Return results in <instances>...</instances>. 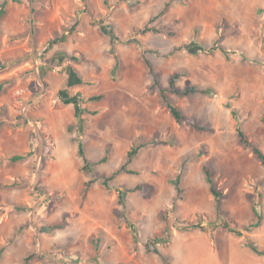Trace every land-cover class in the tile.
Segmentation results:
<instances>
[{"label": "rangeland", "instance_id": "rangeland-1", "mask_svg": "<svg viewBox=\"0 0 264 264\" xmlns=\"http://www.w3.org/2000/svg\"><path fill=\"white\" fill-rule=\"evenodd\" d=\"M168 2L151 26L173 35L141 34ZM219 35L230 60L203 51ZM145 59L164 88L180 73V91H213L169 95L209 130L176 123ZM70 64L90 83L71 93L103 97L90 106L98 114L81 124L58 95ZM5 81L0 120L6 112L8 119L24 115L29 123L14 129L5 122L0 130V250L6 247L0 264H164L147 254L146 245L167 225L173 236L158 248L168 264H264V255L245 246L250 238L264 253V166L241 146L226 107L232 104L245 133L264 150V0H9L0 37V84ZM79 136L91 163L108 155L91 175L83 171ZM154 137L171 143L144 148L131 165L138 173L119 175L111 191L97 182L83 196L88 180L111 176L135 142ZM30 152L26 160L10 161ZM205 166L225 194L222 208L239 227L252 222L253 206L260 204L257 230L236 236L220 226ZM181 169L183 197L172 210V181ZM137 185L150 191L126 194V208L119 206L116 189ZM15 204L29 210H8ZM204 216L219 224L214 232L180 230V221L203 222ZM64 219L63 230H42ZM129 224L137 229V246Z\"/></svg>", "mask_w": 264, "mask_h": 264}, {"label": "trees", "instance_id": "trees-1", "mask_svg": "<svg viewBox=\"0 0 264 264\" xmlns=\"http://www.w3.org/2000/svg\"><path fill=\"white\" fill-rule=\"evenodd\" d=\"M8 5H9V0H3L0 3V37H1V25H2L3 19L7 15ZM85 6H88L87 3L85 4ZM169 6H170V2L166 3L163 11L158 16L150 19L149 22H147V24L140 30V33L141 34H147V33L151 32V33H167L169 35H173V33L168 31L166 27L151 26V24L155 20H157L158 18H160L162 16V14L166 11V9ZM220 39H221V36L219 35L217 42H215V44L212 47H207V48L203 49V51L205 53H214L216 51H220L221 53H223L226 56V58L228 60H230L229 52L224 47L219 46V44H218V41ZM65 56H67V55H65ZM71 59L74 61H78L77 57H71ZM145 64L147 65V67L150 71V74L153 77V87L156 86L159 89L162 103L168 109V111L170 112L171 116L176 121V123L179 125H182L183 123H187L192 128H194L195 130H198L201 132L209 130V128L207 126L199 124L195 117L185 115L183 113V111L180 109V107L169 97V95L174 94V95H178L181 97H188L190 95L199 94V93L210 95V94H213V91L209 90V89H205V90L199 89L196 86L187 87L184 91H180L177 84H178L179 80L182 77H184V75L180 74V73L174 74L169 81V86L167 88H164L163 86H161V84L159 82V78H160L161 74L156 72L152 63L148 59H145ZM66 71L68 73V77L66 80L65 88L61 89L58 92V95H59L61 102L64 105H66V106L72 105L73 106L74 118H75L76 122L81 124L84 121V119L86 118L85 116H96L98 114V111L91 110L90 106L93 103L102 100L103 97L101 95H94L91 97H86L84 95V92L80 89L75 94H72L71 93L72 89H74L76 87L89 85L90 83L88 81H86L81 76V74L79 73V71L76 69V67L74 65H72V64L68 65L66 67ZM9 84H10L9 81H5V82L1 83L0 84V92H2L4 87H6ZM226 107L231 111L232 118L235 121V130H236V133L239 137V142H240L241 146L246 148V149H249L253 153V155L260 161V163L264 166V150L259 146V144H257L256 142H253L249 138V136L245 133L243 126L241 124L240 118H239L238 111L232 107V104L229 102L226 105ZM1 117H3V119L0 120V130L3 127L5 122H7L14 129L22 128L29 123V120L24 115H18L15 119H8L6 112H4L1 114ZM262 121L264 123V119H262ZM72 131H73V128H72V126H70L69 132H72ZM76 141L78 143V154L84 161L83 171L86 174L91 175L93 173V167L94 166L104 164L108 161V155H106L101 160H99L95 163H91L87 158L84 143L81 140V136L77 137ZM170 143L171 142H169V141H162V140L158 139L157 137H154L150 142L149 141L135 142L131 146V148L128 150L123 164L115 172H113L111 176H105L102 178H93V179L88 180L85 183V186L83 188V196L86 197L88 195L91 187L94 184H96L97 182H100L101 186L104 189L111 191L112 190L111 184L119 175H121V174L136 175L138 173L137 171L131 169V165L136 161L140 152L144 148H146L150 145H160V144L169 145ZM30 156H32V152L14 155L10 158V161L12 163H17V162L26 160ZM184 167H185V164L183 165V168ZM203 172L205 174L206 181L210 186L211 194L214 197L215 216H216V220L220 222V226L223 229L227 230L229 233L234 234L236 236H241L244 234V232L253 233L255 230H257L261 226L262 221H263V211L261 209L260 204L257 203V204H254V206H253L254 219L252 220V222L246 227H239L238 223L234 220H231L229 218V216L227 215V213L222 208V202H223V199L225 198V194L219 188L218 183L214 178L212 169L205 166V167H203ZM182 175H183V169H181L179 171V173L176 176V179L174 181H172L173 185L176 188V196L174 199L172 210H175V208L177 206V202L179 200H181L183 197V189L181 187ZM17 185H19V184L13 183L12 186L15 187ZM138 191H140L142 193H148L150 191V189L145 185H137L136 187L129 188V189H116L118 205L126 208V200H125L126 194H132V193H135ZM259 198H261V196H259ZM0 208L2 209L1 206H0ZM8 210L17 211V212H27L29 210V207H25L23 205H16L15 204V205H10L8 207ZM3 211H4V209H3ZM123 218L124 219L126 218L125 213L123 215ZM162 219L165 220L166 222H168V220H167L168 218L164 217L163 215H162ZM207 219H208V217L204 216L203 217L204 221L198 222V223H190L188 221H180V224L183 225V227H181L180 230H184L186 232H191V231L198 229L202 232H214L218 228L219 224L216 225V224L210 223L209 221L207 222ZM205 224H207V225H205ZM66 226H67V221H66V219H64L61 223L45 226V227H43L42 230L50 233L53 231L63 230ZM128 228L131 230L133 242L137 246V243H138L137 229L132 224H129ZM21 231H22V228H20L17 231V234H20ZM172 236H173L172 230L169 227V225H167L166 229H165V233L163 236L155 237L154 239L150 240L149 243L146 245L147 254L157 255L164 264H168V257L160 251V249L158 248V245L169 243ZM245 246L249 247L251 250H253L255 253H257L259 255H264V253H262L259 250L257 245L250 238H248ZM5 249H6V247L1 248L0 259H1L2 253L5 251ZM31 258H33V255L26 257L25 262L28 263L31 260Z\"/></svg>", "mask_w": 264, "mask_h": 264}, {"label": "bare ground", "instance_id": "bare-ground-1", "mask_svg": "<svg viewBox=\"0 0 264 264\" xmlns=\"http://www.w3.org/2000/svg\"><path fill=\"white\" fill-rule=\"evenodd\" d=\"M62 174V173H61ZM64 175H65V173H64Z\"/></svg>", "mask_w": 264, "mask_h": 264}]
</instances>
